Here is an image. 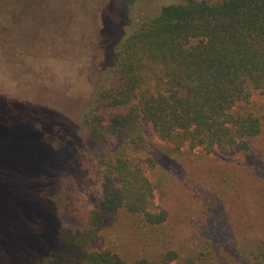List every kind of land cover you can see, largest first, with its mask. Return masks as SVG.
Listing matches in <instances>:
<instances>
[{
    "label": "trees",
    "instance_id": "obj_1",
    "mask_svg": "<svg viewBox=\"0 0 264 264\" xmlns=\"http://www.w3.org/2000/svg\"><path fill=\"white\" fill-rule=\"evenodd\" d=\"M154 4L153 16L120 39L111 82L83 118L90 138L104 143L120 138L112 152L97 161L84 156L74 175V187L98 185L100 194L84 211L72 207L70 190L58 194L57 209L70 222L53 237L55 245L49 250L43 251L54 232L43 198L47 186L42 167L30 155L38 149L31 150L28 143L21 150L22 138L14 140L19 134L0 123V188L16 196L11 205L0 202V225L23 236V264H222V250L235 252L237 264H264L261 238L247 243L248 255L237 248L236 240L224 243L215 233L185 256L173 248L176 231L167 212L156 204L154 186L146 176L154 162L147 155L144 135L148 125L176 150L202 148L241 166L264 121V115L243 110L253 92L264 96V0H154ZM21 156L28 160V168L12 172L9 167L18 165ZM168 159L158 162L161 170L173 165ZM16 173L20 176H13ZM238 176L237 181L225 176V188L240 184L242 174ZM30 199L40 204L38 216ZM257 209L254 220L244 205L240 211L252 223L264 221V211ZM38 220L39 227H32ZM107 221L142 251L158 252L156 257L127 262L113 251L91 250ZM263 224L259 227L264 230Z\"/></svg>",
    "mask_w": 264,
    "mask_h": 264
},
{
    "label": "rangeland",
    "instance_id": "obj_2",
    "mask_svg": "<svg viewBox=\"0 0 264 264\" xmlns=\"http://www.w3.org/2000/svg\"><path fill=\"white\" fill-rule=\"evenodd\" d=\"M154 12V0H0V123L19 134L14 140L22 138L21 150L28 143L31 150L38 149L30 155L42 167L41 177L46 176L42 177L47 186L43 198L54 231L43 251L55 245L53 237L70 222L57 209L58 194L70 190L69 201L80 211L92 208L100 194L98 185L74 187V175L84 156L97 161L110 154L120 138L109 143L90 138L83 118L111 82L120 39ZM243 110L264 115V96L253 92ZM144 135L147 155L154 162L146 176L154 186L156 204L167 212L176 231L173 248L185 256L201 239L215 233L224 243L236 240L237 248L248 255L247 243L264 239L259 227L264 221L252 223L240 211L244 205L253 220L257 208L264 211V121L241 166L232 158L202 148L176 150L148 125H144ZM164 157L174 165L165 171L158 165ZM18 159V165L9 167L12 172L16 167L28 168V160ZM238 174H242L240 184L226 189L225 176L237 181ZM13 199V193L0 188V202L11 205ZM30 203L38 216L40 204L31 199ZM244 221L252 224H238ZM111 224L105 223L101 240L91 250H110L127 262L140 256L156 257L158 252L142 251L129 235L115 231ZM32 225L38 228L39 220ZM1 226L0 264H23V236L9 225L8 229ZM221 257L222 264H237L235 252L222 250Z\"/></svg>",
    "mask_w": 264,
    "mask_h": 264
}]
</instances>
